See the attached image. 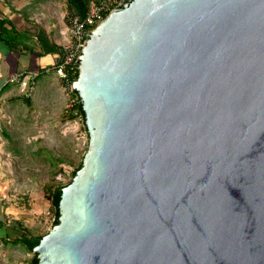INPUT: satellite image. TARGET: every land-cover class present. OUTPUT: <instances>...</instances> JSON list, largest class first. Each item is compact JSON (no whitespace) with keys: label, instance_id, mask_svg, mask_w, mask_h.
I'll return each instance as SVG.
<instances>
[{"label":"water","instance_id":"obj_1","mask_svg":"<svg viewBox=\"0 0 264 264\" xmlns=\"http://www.w3.org/2000/svg\"><path fill=\"white\" fill-rule=\"evenodd\" d=\"M74 66L88 146L37 264H264V0H126Z\"/></svg>","mask_w":264,"mask_h":264},{"label":"crops","instance_id":"obj_2","mask_svg":"<svg viewBox=\"0 0 264 264\" xmlns=\"http://www.w3.org/2000/svg\"><path fill=\"white\" fill-rule=\"evenodd\" d=\"M82 2L79 9L81 0H0V264H29L32 257L16 243L22 231L32 232L30 214L21 210L15 195L19 189L27 192L31 184L17 171L26 168L28 151L22 162L20 150L11 143L35 140L48 146L54 134L72 129L62 112L68 93L52 67L68 40L70 17L86 11L88 0ZM23 69L41 71L28 97L9 80ZM7 125L18 128L19 136L7 133Z\"/></svg>","mask_w":264,"mask_h":264},{"label":"rangeland","instance_id":"obj_3","mask_svg":"<svg viewBox=\"0 0 264 264\" xmlns=\"http://www.w3.org/2000/svg\"><path fill=\"white\" fill-rule=\"evenodd\" d=\"M64 89L68 93V99L62 112L65 120L69 121L71 126L73 125L72 129L66 131L65 135L54 134L53 141L49 142L48 146L35 140H32V142L21 140L11 143L20 150L22 157L19 160L22 162H24V150L28 151L26 153L28 155H26V168L22 170L17 168V171L21 173L18 176L30 178L31 184L27 192L19 189L16 190L15 195L17 194L16 198H19L23 204L21 210L30 214L31 223L29 228L34 234L46 233L53 224L49 201L44 197V186L68 183L72 177L71 172L81 162L88 146V134L84 120L75 115L74 112L73 119L67 117L72 111L71 104L74 100H77V96H74L73 92H68L66 88ZM72 99L73 102H71ZM6 127L7 133L10 135L19 136V133H21L13 125H7ZM8 144L10 145V142ZM41 147L43 150H41ZM19 160H17V163H19ZM20 168H23L21 163Z\"/></svg>","mask_w":264,"mask_h":264},{"label":"built area","instance_id":"obj_4","mask_svg":"<svg viewBox=\"0 0 264 264\" xmlns=\"http://www.w3.org/2000/svg\"><path fill=\"white\" fill-rule=\"evenodd\" d=\"M126 0H88V5L84 15H73L70 17L68 33L69 37L67 42L61 48V59L52 67V70L60 77L64 88L68 92H73L71 84L73 82L72 76L78 70L77 66H74L80 51L82 49L83 41L88 32L100 23L105 16L114 8L121 5ZM50 70L46 68L45 71ZM41 71L33 69H23L16 75L12 76L9 80L15 81L24 90V96L28 97L35 84V79ZM77 100L73 99L71 106L76 103ZM77 115L76 112H74ZM79 116V115H77Z\"/></svg>","mask_w":264,"mask_h":264},{"label":"trees","instance_id":"obj_5","mask_svg":"<svg viewBox=\"0 0 264 264\" xmlns=\"http://www.w3.org/2000/svg\"><path fill=\"white\" fill-rule=\"evenodd\" d=\"M82 0L81 3L76 4V6L79 9H82L83 4H82ZM84 15V14H82ZM78 75V70L75 72V74L72 76V80H75L76 77ZM73 95L77 96V92L75 90H73ZM71 113L67 116L69 119H73L74 115L73 112H76L77 115H79L83 120H84V112L82 109V105L81 102L77 96V101L76 103L72 106L71 109ZM81 163V162H80ZM80 163L75 167V169H73V171L71 172V175L73 176L76 172V170L79 168ZM69 183V182H68ZM67 183H59L57 185H45V191H44V197L49 201V208L52 211V215H53V224L58 222V217H59V208H58V204H59V200H60V195H61V189L63 186H65ZM43 234H34L33 232H29L27 231H22V234L20 237L17 238L16 243H19L20 245H22L23 247H25V249L28 252L32 253V257L29 261V264H37L38 259L36 257V254L32 251L33 247L36 246L40 240V238L44 235Z\"/></svg>","mask_w":264,"mask_h":264}]
</instances>
